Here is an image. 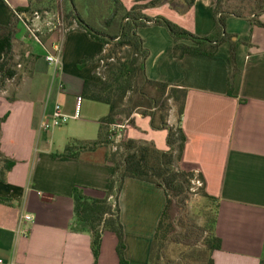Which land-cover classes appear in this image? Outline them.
Returning <instances> with one entry per match:
<instances>
[{
	"label": "crops",
	"instance_id": "crops-1",
	"mask_svg": "<svg viewBox=\"0 0 264 264\" xmlns=\"http://www.w3.org/2000/svg\"><path fill=\"white\" fill-rule=\"evenodd\" d=\"M120 1L126 10L137 2ZM213 1L196 0L183 15L168 5L144 14L165 18L202 38L215 30ZM31 2L0 0V26H8L15 13ZM42 5L54 8L51 0ZM20 14L13 41L20 79L7 81L0 93V118L6 116L0 151L15 162L6 182L0 183V198L5 200L0 203V264H119L114 233L104 232L95 260L90 234L70 230L73 187L90 198L105 197L112 169L104 160L105 149L81 153L79 158L53 157L75 141L95 140L99 122L109 112L107 105L81 97L84 82L95 80L96 71V65L82 62L96 58L103 48L82 30L64 34L59 26L47 28L46 20ZM258 20L264 25V14ZM27 27L38 28L37 40ZM225 32L233 36L236 49L238 72L231 94L229 43L221 44L211 58H176L175 41L165 28L149 24L137 33L148 52L144 63L148 80L187 91L180 119L186 140L183 160L197 167L206 194L216 199L214 233L221 245L212 254L214 264H264V26L232 17L226 20ZM56 44L62 47L60 63L49 65L45 58ZM79 96L81 114L72 125L49 133L40 129L57 104L72 116ZM167 124L177 126L174 108ZM164 134L150 127L149 117L130 116L127 139L153 142L164 151ZM118 205L125 262L150 264L164 193L151 183L127 178Z\"/></svg>",
	"mask_w": 264,
	"mask_h": 264
},
{
	"label": "trees",
	"instance_id": "trees-1",
	"mask_svg": "<svg viewBox=\"0 0 264 264\" xmlns=\"http://www.w3.org/2000/svg\"><path fill=\"white\" fill-rule=\"evenodd\" d=\"M31 1L27 8L18 13L24 12L31 16L34 12L44 14L50 11L43 7V0ZM195 1L137 0L135 5L126 10L120 0H61L62 24L67 33L82 30L103 48V52L96 58L82 62V66L102 63L101 74L95 73V80L84 82L81 95L86 100L99 102L109 108L108 114L99 122L97 138L92 141H75L63 153L53 155L79 158L81 153L105 149L104 160L112 168L105 197L90 198L78 186L71 190L74 205L70 230L90 234L95 260L99 256L104 232H112L118 239L116 250L119 264H127L123 257L124 234L118 209L120 191L127 178L151 183L162 190L165 196V206L151 244L150 264H183L181 257H169V246L180 249L184 247L191 252L202 248L199 253L200 264H214L212 254L220 249L221 241L214 233L216 199L206 194L204 179L197 167L189 166L183 160L186 140L180 119L187 91L148 80L144 66L148 52L143 48L144 41L137 32L149 24L165 28L175 41L173 51L176 58L185 55L211 58L221 44L229 43L228 90L231 94L238 70L235 43L231 41L233 36L225 32L226 20L232 17L244 18L254 25L264 26L258 20L264 14V0H214L215 30L213 34L202 38L165 18H151L144 14L147 9L168 5L183 15L194 6ZM17 21L14 16L8 26H0V93L5 89L7 81L20 79L13 45L18 33ZM187 41L191 43L186 44ZM28 64L27 61L23 63L24 68ZM172 108L177 114L175 127L167 124ZM133 113L149 117L150 127L154 131L167 130V150H158L153 142L134 139H126L115 151L111 149L109 125L128 119ZM5 119L6 116L0 118V130ZM14 165L15 162L7 159L0 151V183L6 182V176ZM196 181L202 184L196 193L212 202L215 208L206 227L188 219L190 190ZM4 201L0 198V203Z\"/></svg>",
	"mask_w": 264,
	"mask_h": 264
},
{
	"label": "built area",
	"instance_id": "built-area-1",
	"mask_svg": "<svg viewBox=\"0 0 264 264\" xmlns=\"http://www.w3.org/2000/svg\"><path fill=\"white\" fill-rule=\"evenodd\" d=\"M44 14H46V12H44ZM47 15L48 14H46V16ZM15 16L18 19L22 20V17H23L22 14L15 13ZM31 16L33 19L41 21V14L40 13L34 12ZM23 23L25 25H27L25 19H24ZM57 23H58V26L61 28V31L64 32V34H66L67 30L64 29L63 24H62V20H58ZM45 24H46V27L49 29L50 28H56V24H54L52 22V19L51 20L47 19L45 21ZM33 28H28V31L34 37V40H37L35 33L38 31V28H35V27H33ZM61 56H62V47L60 44H56L53 46V53L48 55L45 58V60L49 65L58 66L60 63ZM101 67H102V63H98L96 65V71H95L96 75L101 74ZM81 103H82V99L79 96L76 98L75 110H74V114L72 116H68V115L64 114L65 112L62 110V107L57 104L55 106L54 111L51 114V116L47 120H45L44 122L41 123L40 129L44 133H49L56 128H59L61 126L63 127L65 125H67L70 120L78 119L80 117V114H81ZM129 125H130V117L128 119L123 120L120 123L116 122V123L109 125V132L110 133H109L108 139L111 143L110 146H111V149L113 151L117 150L118 146L126 141V139H127L126 133H127L128 128H129ZM193 185L200 187L202 184H201V182L196 181V182H193ZM25 220L31 221L32 218L30 216H25Z\"/></svg>",
	"mask_w": 264,
	"mask_h": 264
},
{
	"label": "rangeland",
	"instance_id": "rangeland-1",
	"mask_svg": "<svg viewBox=\"0 0 264 264\" xmlns=\"http://www.w3.org/2000/svg\"><path fill=\"white\" fill-rule=\"evenodd\" d=\"M61 0H53V6H52V11H49L48 13L50 15L46 14H41V20H51L54 24H56V28H58V20H62L63 16V10L60 5ZM124 7V6H123ZM125 8V7H124ZM126 9V8H125ZM154 18V17H151ZM75 27V26H73ZM19 69V68H18ZM20 70V69H19ZM48 73L51 75L53 73V68L49 67ZM74 122L70 120L68 122V126L72 125ZM158 132H163L165 133V146H166V134H168L167 130H159ZM198 187L194 186L190 190L191 193V201L189 204L188 208V219L191 221H194L200 226L206 227L208 225V222L211 219V215L213 214L214 211V204L212 202H209L206 200V198L200 197L197 193L196 190ZM170 253L169 257L172 259H178L179 257L182 258L184 261L183 264H200V251L202 248H197L195 251L193 250L192 252L190 250H187V248H182L180 249L179 247H174V246H169Z\"/></svg>",
	"mask_w": 264,
	"mask_h": 264
}]
</instances>
